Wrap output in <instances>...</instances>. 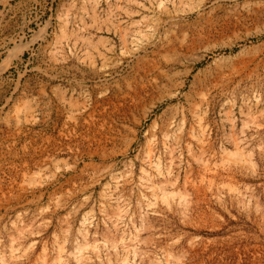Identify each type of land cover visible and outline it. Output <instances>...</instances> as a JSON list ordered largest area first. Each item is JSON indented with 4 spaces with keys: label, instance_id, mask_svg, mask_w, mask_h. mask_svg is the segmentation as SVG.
Returning <instances> with one entry per match:
<instances>
[{
    "label": "rangeland",
    "instance_id": "rangeland-1",
    "mask_svg": "<svg viewBox=\"0 0 264 264\" xmlns=\"http://www.w3.org/2000/svg\"><path fill=\"white\" fill-rule=\"evenodd\" d=\"M264 264V0H0V264Z\"/></svg>",
    "mask_w": 264,
    "mask_h": 264
},
{
    "label": "bare ground",
    "instance_id": "bare-ground-1",
    "mask_svg": "<svg viewBox=\"0 0 264 264\" xmlns=\"http://www.w3.org/2000/svg\"><path fill=\"white\" fill-rule=\"evenodd\" d=\"M84 264V263H83Z\"/></svg>",
    "mask_w": 264,
    "mask_h": 264
}]
</instances>
